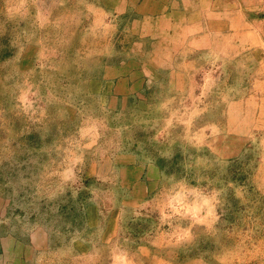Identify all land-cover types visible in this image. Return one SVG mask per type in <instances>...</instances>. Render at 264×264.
I'll return each instance as SVG.
<instances>
[{"label": "rangeland", "instance_id": "374dc122", "mask_svg": "<svg viewBox=\"0 0 264 264\" xmlns=\"http://www.w3.org/2000/svg\"><path fill=\"white\" fill-rule=\"evenodd\" d=\"M0 264H264V0H0Z\"/></svg>", "mask_w": 264, "mask_h": 264}]
</instances>
